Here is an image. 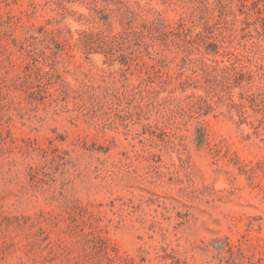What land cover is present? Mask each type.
<instances>
[{
  "label": "rangeland",
  "instance_id": "1",
  "mask_svg": "<svg viewBox=\"0 0 264 264\" xmlns=\"http://www.w3.org/2000/svg\"><path fill=\"white\" fill-rule=\"evenodd\" d=\"M0 264H264V0H0Z\"/></svg>",
  "mask_w": 264,
  "mask_h": 264
}]
</instances>
